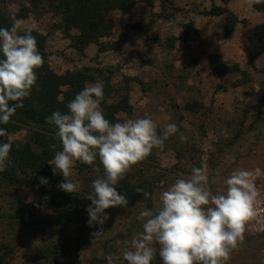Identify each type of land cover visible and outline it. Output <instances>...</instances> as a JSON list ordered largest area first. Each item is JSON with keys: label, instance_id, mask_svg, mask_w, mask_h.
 Here are the masks:
<instances>
[{"label": "rangeland", "instance_id": "1", "mask_svg": "<svg viewBox=\"0 0 264 264\" xmlns=\"http://www.w3.org/2000/svg\"><path fill=\"white\" fill-rule=\"evenodd\" d=\"M0 2L7 13L28 8V17L13 22L15 31L3 39L8 48L30 49L20 36L30 28L45 35L58 73L111 65L120 32L101 38L99 50L109 52L98 53L97 44L83 50L73 38L77 30L66 33L46 1L40 9L29 0ZM140 6L132 12L161 14ZM192 9H166L168 45H176L172 34L185 29ZM119 14L108 15L112 27L132 29ZM141 23L143 31L156 30ZM114 71V85L122 86L121 70ZM184 74L178 83L169 78L167 87H148L150 109L141 106L132 115L141 121L111 129L95 124L86 136L81 131L79 141L50 162L58 179L48 197L0 178V264H264V230L254 227L244 203L254 181L264 205V117L240 115L227 130L222 107L215 110L208 97L190 107Z\"/></svg>", "mask_w": 264, "mask_h": 264}, {"label": "trees", "instance_id": "2", "mask_svg": "<svg viewBox=\"0 0 264 264\" xmlns=\"http://www.w3.org/2000/svg\"><path fill=\"white\" fill-rule=\"evenodd\" d=\"M29 1L36 9L43 8L45 1L55 9L61 16L66 33L77 30L73 38L83 50L92 43L101 47V38L111 35L112 25L108 21V15L112 11L128 13L137 2ZM143 1L153 6L155 0ZM160 1L163 14L169 7H176L174 0ZM2 7L0 4V178L47 195L53 192L58 179V174L52 170L50 162L79 141L80 131L69 127V120L81 119L86 129L91 128L95 121H100L108 127L123 124L124 121L117 117V113L132 110L129 84L138 80L136 77L124 76L122 86L125 84L126 91L121 92L122 86L113 83L115 71L112 65L94 70L83 67L58 73L48 61L45 35L30 28L20 35L31 44L30 49L24 46L8 48L3 39L15 31L13 22L28 17V8H24L23 13H7ZM202 13L224 14L227 34L233 31L238 22L237 16L224 6L213 4L209 10ZM181 37L184 40L197 38L193 21L188 22ZM245 51L251 64L259 54L264 53V23L256 26ZM209 63L218 75L237 69V66H227L217 54L209 57ZM96 83L100 85V89L90 91L88 84ZM86 96H92L99 104L100 118H93L83 110L81 102ZM116 97L118 98L115 100ZM21 131H25L22 138H13V135ZM43 181L46 184H43Z\"/></svg>", "mask_w": 264, "mask_h": 264}, {"label": "crops", "instance_id": "3", "mask_svg": "<svg viewBox=\"0 0 264 264\" xmlns=\"http://www.w3.org/2000/svg\"><path fill=\"white\" fill-rule=\"evenodd\" d=\"M174 3L186 9L193 8L189 12V17L185 19V24L188 21L194 22L197 29L196 39L184 40L181 37L184 29L180 27L178 33L172 34L177 40L176 45H168L167 37L168 33L172 32L170 29L172 22L165 13H161L163 9L160 0H155L153 6H149L143 0H137L135 5L141 4L146 11H160L161 14L151 16L146 12H132L134 5L130 12L119 14L122 20L133 23L132 29L127 27V30H124L122 26L113 25L112 33L118 31L120 34H114L113 39L117 41L118 47L112 49L109 61L112 66L115 65L114 67L121 70V75H119L121 78L136 77L138 81H133L135 85L129 92L132 110L117 113V117L124 123L110 127V129L125 127L126 122L141 121L133 120L135 118L132 115L141 106L144 110L150 109L153 98L148 87L155 83L169 85V78L178 83L183 73L185 77L181 80L186 84L184 93L185 98L188 96L190 107L194 109L198 102L208 97L209 104L215 110L218 111L222 107L227 130L234 127L235 118L240 115H253L256 119L264 117V53L259 54L251 64L245 51V46L249 38L253 36L256 26L264 23V0H229L228 2L223 0H174ZM213 4L227 7L237 16L238 22L232 32L228 34L225 32L226 16L224 14L202 13L209 10ZM141 21H147L149 25L151 23V26L156 25V30L151 28L141 30V25H145L140 24ZM149 35H152L154 39L148 37ZM93 44L96 43L90 45ZM97 45L98 53L109 52V50L100 51L99 44ZM215 54L219 55L227 66H237V69L218 75L209 63V57ZM172 67L174 71H177L176 74L169 73L168 70ZM118 80L120 78L116 79ZM81 103L83 110L91 117H100V106L92 96H86ZM86 103L94 104L95 110L91 111ZM215 110L213 114L211 113L212 117H217ZM70 123H73L71 127H75L80 132L83 131L85 136L91 130V128L83 127L81 119H71L68 124ZM100 123L97 121L91 126Z\"/></svg>", "mask_w": 264, "mask_h": 264}, {"label": "built area", "instance_id": "4", "mask_svg": "<svg viewBox=\"0 0 264 264\" xmlns=\"http://www.w3.org/2000/svg\"><path fill=\"white\" fill-rule=\"evenodd\" d=\"M251 185L253 188H250L251 192V199L245 201L247 212L251 214V222L254 223V227L257 229L264 230V205L262 204L261 200H258L259 192L254 188L256 182L252 181Z\"/></svg>", "mask_w": 264, "mask_h": 264}]
</instances>
